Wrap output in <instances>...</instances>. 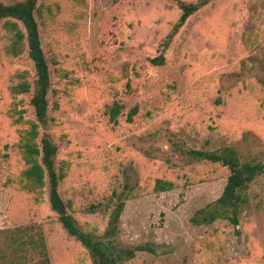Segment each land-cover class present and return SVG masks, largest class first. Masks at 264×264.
I'll list each match as a JSON object with an SVG mask.
<instances>
[{
    "label": "rangeland",
    "instance_id": "374dc122",
    "mask_svg": "<svg viewBox=\"0 0 264 264\" xmlns=\"http://www.w3.org/2000/svg\"><path fill=\"white\" fill-rule=\"evenodd\" d=\"M48 1L53 19L35 16L51 81L36 141L57 146L58 191L77 225L116 252L147 248L117 264H264V169L241 191L237 224L229 211L204 222L229 171L188 152L230 146L264 164V0H207L176 31L179 2L202 0ZM17 70L30 89L14 98L6 83ZM35 79L26 51L12 61L0 50V264H95L47 185L38 200L13 186L26 165L3 113L16 103L36 121ZM158 178L172 188L157 190Z\"/></svg>",
    "mask_w": 264,
    "mask_h": 264
},
{
    "label": "trees",
    "instance_id": "16d2710c",
    "mask_svg": "<svg viewBox=\"0 0 264 264\" xmlns=\"http://www.w3.org/2000/svg\"><path fill=\"white\" fill-rule=\"evenodd\" d=\"M207 0L199 3L179 2L181 13L179 21L175 25V31L182 26L187 18L204 5ZM53 5L44 0H16L12 3H0V50L4 57L9 60L20 59L25 51L35 68V88L30 98V104L34 109L36 121L22 118V111L17 109L13 103L4 111L9 124L18 128L19 140L18 148L20 156L25 163V167L20 171L17 182L13 186L31 193L33 199L42 198L45 186H48V202L66 231L74 236L80 243L87 247L94 259L95 264H117L123 257H133L136 250L147 249L144 245L123 251H113L110 245L103 240L94 239L91 234L82 230L76 223L73 215L68 213L67 205L61 198L58 191V184L61 177L55 169L54 157L57 146L48 136H43L40 143L36 141L39 135V125L46 122L48 111L47 94L50 86L49 65L45 53L41 46V39L38 30L37 18L43 23H49L53 19ZM46 15L51 20L46 21ZM156 65L163 62L162 55L151 59ZM6 83L8 93L16 97L30 89V82L26 75V70H17L10 76ZM113 114L116 109H110ZM139 113V106L134 105L128 112L126 121L132 123ZM195 160H204L212 163H220L225 166L229 173L222 194L216 199L215 204L219 208L209 211L202 216L204 222H212L222 212L229 211L228 218L234 223H238V208L244 197L241 191L246 189L248 184L264 169V164L240 161L236 150L230 146H225L215 150H189ZM157 190H168L172 188V183L162 178L155 181ZM123 210V203L118 202L113 210L110 219V226L105 234L110 237L115 233L116 223Z\"/></svg>",
    "mask_w": 264,
    "mask_h": 264
}]
</instances>
